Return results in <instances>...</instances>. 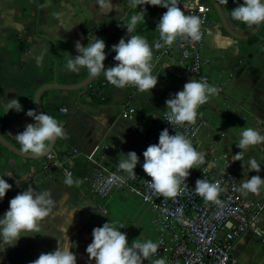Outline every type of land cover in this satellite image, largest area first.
Here are the masks:
<instances>
[{
  "label": "crops",
  "instance_id": "obj_1",
  "mask_svg": "<svg viewBox=\"0 0 264 264\" xmlns=\"http://www.w3.org/2000/svg\"><path fill=\"white\" fill-rule=\"evenodd\" d=\"M113 5L108 10L98 0H0V131L17 142L16 133L22 132L27 123H35L26 111L34 108L37 112H46V108L62 122L66 131L65 136L55 139L53 152L66 158L77 148L79 153L69 165L74 179H80L78 185H66L61 169H44L46 158L11 160L0 150V174L11 172L5 179L13 185L0 203V215L8 209L9 200L29 183L40 190L50 189L55 200L52 213L39 225L40 233L22 236L15 246L0 252V264H28L41 252L53 250L57 240L63 242L66 236L60 229L70 224L67 235L73 246L76 245L71 250L77 256V264H95L85 251L92 241L93 227L100 226L92 218L95 210L91 206L76 208L88 201L102 211V198L92 193L86 181L94 167L87 155L105 156V165L110 168L118 167V161L130 150H135L141 159L138 152L141 134L136 130L141 119L165 109L170 94L194 78L170 60H157L156 48L152 49V72H158V83L151 90L140 91L134 85L117 87L107 82L103 73L85 85L90 77L86 68L82 67L79 72L66 69V57L78 54L77 40L87 45L90 38L97 36L104 39L107 51L123 34V21L134 8L128 0H113ZM231 5L236 7L237 0ZM147 16V26L140 27L136 34L144 35L151 45L157 39L152 23L154 11ZM233 22L238 33H247L254 27L234 19ZM112 54L104 63L106 67L117 63ZM204 54V73L209 83L218 88L209 99L215 102L214 109L232 110L236 117L242 116V123L245 120L251 127L264 130V22L252 37L240 42L214 20L213 14L209 15ZM207 67L211 68L210 73L206 72ZM14 97L20 100L24 110L5 113L3 103ZM50 103H53L52 109ZM124 104L136 107L133 118L120 117ZM62 108H67V112H62ZM204 121L194 144L206 153L205 164L213 174L221 175L230 169L238 185L245 174L247 177L259 174L264 178V143L251 145L243 157L245 161L255 157L261 163L259 172L244 170L242 161L233 159L241 151L236 146L239 133L249 126L242 124L234 134L225 135L224 132L217 134L218 128ZM25 174L27 178L21 180ZM125 191L143 200L125 185L118 186L111 195ZM239 193L247 201L264 202V186L255 193L239 188ZM151 209L155 213L156 241L160 232L156 211ZM260 226L262 235L248 230L233 243L232 253L243 264H264V212Z\"/></svg>",
  "mask_w": 264,
  "mask_h": 264
},
{
  "label": "clouds",
  "instance_id": "obj_2",
  "mask_svg": "<svg viewBox=\"0 0 264 264\" xmlns=\"http://www.w3.org/2000/svg\"><path fill=\"white\" fill-rule=\"evenodd\" d=\"M98 2L108 10L114 7L113 0H98ZM146 3L167 9L162 13L156 26L159 33L158 40L150 45L144 35L136 34L137 25L145 18L146 12V10H137L123 21V26L130 33L128 38H121L118 43L111 46L115 52L113 59L117 63L105 66L106 42L96 36L95 39L90 38L87 45L79 40L75 42L78 54L66 57L65 68L79 72L83 67L92 77L103 73L106 81L117 87L134 85L140 91L153 89L158 83V72L155 74L152 72V49L171 45L177 36L199 41L203 35V21L200 16L182 9L179 0H128L129 6L133 8ZM230 15L232 19L250 26L264 22V0H243L242 3L237 0V6L231 9ZM64 27L69 28L66 25ZM37 62L39 63V58ZM217 92L218 88L204 78L189 79L181 90L170 94L166 99L163 119L171 125L194 123L198 115V107ZM3 110L5 113L9 110L23 111L24 107L20 100L14 97L3 103ZM26 115L32 117L35 123H27L22 132L16 133L15 140L20 145L19 150L33 156L51 155L52 141L66 135L62 122L49 113L37 112L34 108L28 109ZM260 143H264V130L257 127H243L236 143L241 151L236 152L233 159L241 160L244 170L247 168L259 172L261 163L255 157H249L247 161L243 157L249 146ZM142 154L144 160L141 167L152 178L149 187L154 192L168 197L175 196L181 185L187 182L190 169L198 168L197 166L206 159V153L186 135L176 130L170 133L167 127L160 131L158 142L149 144ZM124 157L118 161V168L125 172L127 177L136 178L135 169L140 162L139 155L135 150H130L124 153ZM6 175L10 176L11 172L4 171L0 174V200L13 187L12 183L5 179ZM27 176L28 174H25L21 180L26 179ZM19 183L20 180H17L16 184ZM64 183L69 186L78 185L80 179H74L71 172L66 170ZM261 186H264V178L259 174L250 177L245 174V178L239 180V188L242 191L255 193ZM194 188L195 192L205 200L220 203L218 194L222 189L219 180H209L203 176L196 179ZM54 206L55 200L51 190L47 188L40 190L31 183L12 197L8 209L0 215V252L15 246L22 236L31 235L33 232L40 233L39 225L52 213ZM84 206H91L99 214L108 217L98 206L88 201L76 208ZM69 226L60 229L66 234L63 242L57 240V247L48 252H41L28 264H77V256L71 250L76 245L73 246L67 235ZM123 227L125 226L122 223L113 219L106 220L101 226L93 227L92 241L85 249L89 260L94 259L95 264H144L147 259L149 264H166L163 256H157L159 241L148 238L133 239L129 242L127 233L120 230Z\"/></svg>",
  "mask_w": 264,
  "mask_h": 264
},
{
  "label": "built area",
  "instance_id": "obj_3",
  "mask_svg": "<svg viewBox=\"0 0 264 264\" xmlns=\"http://www.w3.org/2000/svg\"><path fill=\"white\" fill-rule=\"evenodd\" d=\"M179 2L181 3L179 6L187 13L202 18V38L199 41H192L177 36L171 45H164L158 49L157 60H170L194 78H204L209 82L203 67L206 62L204 50L210 4L208 0H179ZM153 8L152 23L156 29L162 13L167 9L158 5ZM156 33L158 40V29ZM165 110L142 118L136 128L141 134V144L138 147L141 159L135 169L136 178L127 177V174L118 167H107L104 162L105 156L98 158L94 153L87 155L94 166L86 177L92 193L104 199L111 196L118 186L125 185L140 194L144 202L156 211L160 232L156 240L160 242L157 256H163L166 264H243L232 253L233 243L248 230L258 235L263 234L260 224L263 220L264 202H250L242 198L233 171L229 169L221 175H215L205 164V159L204 163L197 166L198 168L190 169L187 182L181 185L175 196H164L149 187L152 178L141 167L144 160L142 153L149 144L158 142L160 131L165 127L170 133L179 131L194 143L205 123L199 107L195 122H184L183 125H171L163 119ZM62 112H67V108H62ZM135 114L136 107L131 104H124L119 113L124 119L133 118ZM50 153L51 155H46L44 169L59 168L64 173L67 170L73 175L69 164L79 153L77 148H74L73 153L66 158H60L53 151ZM203 176L209 180H219L222 189L218 194L220 203L205 200L195 192V181ZM101 209L104 212L107 210L103 205ZM144 264H149L147 259Z\"/></svg>",
  "mask_w": 264,
  "mask_h": 264
},
{
  "label": "rangeland",
  "instance_id": "obj_4",
  "mask_svg": "<svg viewBox=\"0 0 264 264\" xmlns=\"http://www.w3.org/2000/svg\"><path fill=\"white\" fill-rule=\"evenodd\" d=\"M215 61L218 62L219 60L215 59ZM206 72L210 73L211 68L207 67ZM204 104L207 106L204 113L206 120L218 128L217 134L219 132H224L225 135L234 134L233 131L246 122L244 120L242 123V116L236 117L235 112L232 110H215V102L213 100H208ZM100 204L108 210V212L107 210L105 212L108 217L94 211L92 218L100 226L108 219L118 220L125 226L120 230L127 233L129 242L133 239L144 240L148 238L155 241L157 237L154 223L155 213L140 197L125 191L123 194L111 195L101 199Z\"/></svg>",
  "mask_w": 264,
  "mask_h": 264
},
{
  "label": "water",
  "instance_id": "obj_5",
  "mask_svg": "<svg viewBox=\"0 0 264 264\" xmlns=\"http://www.w3.org/2000/svg\"><path fill=\"white\" fill-rule=\"evenodd\" d=\"M211 1L213 2V4L215 5V7L217 8L219 14L221 15V18H222V20L224 21V24H225L226 28L229 29L230 33H231L232 35H234L237 39H239L240 42H243L245 39L252 37V36L257 32V30L259 29V27H260V25H261L262 22H260V23H258V24H256V25H254V27H253L249 32H247V33H237V32H233V31L231 30V28L229 27V25H228V22H227V20H226V18H225V16H224V13H223V11H222V9H221V6H220V4H219V1H218V0H211ZM147 6H148L147 3L144 4V5H141L140 8L138 9V11H145V9L147 8ZM129 35H130V33H128L127 30L125 29V31H124L123 34L120 36V38L117 39L113 44L118 43L119 40H120L121 38H125V39H126ZM113 44H112V45H113ZM112 45H111V46H112ZM111 46H110V48L106 51V58H105V61H106V60L109 58V56L114 52V50L112 49ZM105 61H104V63H105ZM92 78H93L92 76H90L89 78H87V79H86V84H85V85H87V84L91 81ZM40 92H41V91H40ZM0 142H1L5 147H7L9 150L13 151L14 153H16V154H18V155H20V156H22V157H26V158H39V157H44V156H46V155H42V156H33V155H30V154H27V153H23V152H21V151L19 150V148H18L14 143H12L10 140H8V139L2 134L1 131H0ZM54 142H55V140L52 141V146H51V148H50V152H52V151L54 150ZM249 149H250V146H249ZM249 149H248V151H249Z\"/></svg>",
  "mask_w": 264,
  "mask_h": 264
},
{
  "label": "trees",
  "instance_id": "obj_6",
  "mask_svg": "<svg viewBox=\"0 0 264 264\" xmlns=\"http://www.w3.org/2000/svg\"><path fill=\"white\" fill-rule=\"evenodd\" d=\"M223 2H224V4H226V6L228 7V10L229 11H231V9L232 8H234V5H231V2L232 1H234V0H222ZM208 2H211V0H208ZM235 4H236V1H235ZM155 5H151V4H148V6H147V8L145 9L146 10V12H145V18L141 21V22H139L138 23V25H137V28H136V30H138L140 27H146L147 26V15H148V12H150L151 10L152 11H154L153 10V7H154ZM140 8V6H137L136 8H134V10H133V12L131 13V14H133L134 12H136L139 8ZM130 14V15H131ZM148 28V27H147ZM125 30V27H123L122 28V32ZM113 42V41H112ZM112 42L110 43V44H112ZM112 55H114V53L112 54ZM49 107L52 109V107H53V103H50L49 104ZM206 107L207 106H205V105H202V106H200L199 107V111L201 112V115H202V117H203V119H206V117H205V110H206ZM45 111L47 112V113H49L50 115H52L50 112H48V110L45 108ZM216 112V111H215ZM212 124V123H211ZM244 124H246V126H249V127H251L252 125H250V123L249 122H245ZM213 125V124H212ZM2 134L8 139V140H10L9 139V137L5 134V133H3L2 132ZM11 141V140H10ZM12 143H14L18 148H20V145H19V143L18 142H14V141H11ZM0 150L3 152V153H5V154H7V155H9V157L11 158V160H17V159H19V160H23V159H25V160H27V161H30V160H32L33 158H26V157H22V156H20V155H18V154H16V153H14L13 151H11V150H9L7 147H5L1 142H0ZM46 158V156H44V157H39V158H37V160H44Z\"/></svg>",
  "mask_w": 264,
  "mask_h": 264
},
{
  "label": "flooded vegetation",
  "instance_id": "obj_7",
  "mask_svg": "<svg viewBox=\"0 0 264 264\" xmlns=\"http://www.w3.org/2000/svg\"><path fill=\"white\" fill-rule=\"evenodd\" d=\"M219 1V4L221 6V9L224 13V16L228 22V25L229 27L231 28V30L233 32H237L238 33V29L236 27V25L234 24L233 22V19L230 15V11L228 10V7L226 6V4H224V2L222 0H218ZM210 4V12H209V15L213 14L214 15V20L220 24V26L223 28V29H226L229 33V29L226 28L225 24H224V21L222 20L221 18V15L219 14L217 8L215 7V5L213 4V2H209Z\"/></svg>",
  "mask_w": 264,
  "mask_h": 264
},
{
  "label": "bare ground",
  "instance_id": "obj_8",
  "mask_svg": "<svg viewBox=\"0 0 264 264\" xmlns=\"http://www.w3.org/2000/svg\"><path fill=\"white\" fill-rule=\"evenodd\" d=\"M61 108V107H60Z\"/></svg>",
  "mask_w": 264,
  "mask_h": 264
}]
</instances>
